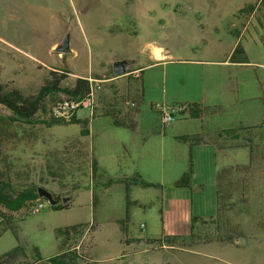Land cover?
I'll list each match as a JSON object with an SVG mask.
<instances>
[{"label": "rangeland", "instance_id": "1", "mask_svg": "<svg viewBox=\"0 0 264 264\" xmlns=\"http://www.w3.org/2000/svg\"><path fill=\"white\" fill-rule=\"evenodd\" d=\"M247 5L257 7L254 17L242 10ZM66 38L70 53L54 52ZM149 44L164 48L170 57H149ZM238 44L246 64L229 63ZM115 63L139 69V78L128 81L142 95V133L162 131L160 115L149 104L169 109L194 102L203 108L201 120L175 115L165 133L170 127L191 134L203 131L223 149L230 148L225 159H218L219 165L232 166L218 176V218L213 224L223 231L192 236L190 243L197 238L205 244L189 245L188 252L140 254L138 249L139 255L120 258L111 233L127 186L115 181L125 161L119 142L130 131L114 127L108 117L92 120L86 109L74 116L90 121L86 137L79 124L46 128L0 121V178L17 189L35 186L61 199L74 197L81 206L67 211L44 206L35 214L25 209V230L33 224L42 227L44 241L38 244L45 252L55 242V229L83 223L81 244L91 264H264V142L256 131L245 130L264 122V0H0V85L31 95L48 71L69 72L62 84L68 87L77 78L108 73L109 64ZM62 98L67 97H52L46 119ZM7 116L0 107V119ZM227 131L231 134H222ZM236 135L239 140L232 139ZM245 137L252 141L251 156L242 147ZM167 183L152 190L160 194ZM155 210L142 215L133 204V218L121 224L137 235H158L160 210Z\"/></svg>", "mask_w": 264, "mask_h": 264}, {"label": "crops", "instance_id": "2", "mask_svg": "<svg viewBox=\"0 0 264 264\" xmlns=\"http://www.w3.org/2000/svg\"><path fill=\"white\" fill-rule=\"evenodd\" d=\"M256 10L257 7L255 6L248 17H254ZM147 48L149 49L148 56L154 59L155 49H159L158 55L160 59L158 61H163L170 57V54L162 47L149 44ZM112 65L109 64L108 66V73L110 74L107 72L105 74H95L94 76L92 74L84 78L87 81H91V84L97 85L99 83V88L95 89L93 94L94 109L93 114L91 113V118L93 120L95 117H108L113 125L112 117L114 116L122 125H125L118 127L130 131V135H126L125 139L119 142L125 161L121 163L123 174L118 179V184H124L123 181L125 180L138 179L153 185L152 187H143L131 183L124 184L127 186V188L125 187L126 189H123L125 204L119 212L118 220L114 222L117 223V228L111 233L114 238L112 248L118 250L120 258L125 253L139 255L135 252L138 249H140L138 252L140 254H152L156 250L188 252L190 249L189 245L205 244L197 238L190 243L192 236L206 237L223 231L220 224H213L218 218V185L220 183L218 176L222 173V170H225L224 168L232 166L223 163L219 165L218 159L221 156L223 157L220 160L225 159L224 152L230 151V148L225 146L226 148L224 147L225 149H223L222 144L215 137H208L203 131L199 134H191L177 130V127H170L169 134H167L165 133L166 126H164L161 127L162 131L160 133L156 132L155 128L148 133H142L138 122L140 114L139 101L142 95H139L128 81L131 78H139V69H131L128 64H125L123 74L115 76L112 71ZM130 103H134L135 106L131 107ZM193 103L186 102L180 105ZM151 105L149 104V110ZM88 123V126H90V121ZM126 125H133V129ZM89 135L90 132L88 130L86 136ZM192 135H199L204 141L192 147L187 143L176 141L177 137ZM220 141L222 142V139ZM189 152L191 153L192 166L190 183L185 188L174 187V183L187 170ZM159 161L161 164L166 165L165 170L164 166L160 170ZM159 171L162 174L159 178L160 180H157ZM164 171L167 173L164 174ZM166 182H169L167 183L169 186L163 189L160 194L152 190L162 185L165 186ZM134 195H139L140 199H136ZM73 198L65 199L70 204L68 210L74 206L81 207L80 202L73 200ZM75 198L77 199L78 197L76 196ZM133 204L139 208V212L142 215H145L148 211H156L157 207L159 208L160 230L158 235H154L151 231L147 235H137L128 227L119 224L123 219L131 220L133 218L130 213V206ZM88 205L92 208L94 203L88 201ZM24 210L8 214L11 218V228L4 230L0 234V255L19 245L25 250L28 259L33 264H52L50 259L53 256L58 254L63 248L73 246L71 240H68L65 246L62 247L61 239L55 237V242L51 244L50 250L42 252L38 243L44 241L43 229L39 224H33L29 232L25 230L26 225L23 220L26 212ZM80 224L83 223L69 226ZM34 237L36 241H33ZM81 239L76 242L75 248L79 247ZM181 240L186 241L184 242V247L178 246ZM118 259L116 258V260ZM163 264L169 263L165 261Z\"/></svg>", "mask_w": 264, "mask_h": 264}, {"label": "trees", "instance_id": "3", "mask_svg": "<svg viewBox=\"0 0 264 264\" xmlns=\"http://www.w3.org/2000/svg\"><path fill=\"white\" fill-rule=\"evenodd\" d=\"M254 6L247 5L244 6L245 10L249 13L252 12ZM229 63L232 64H246L247 58L244 51L241 49L240 45H236L233 49L231 55L229 56ZM69 72L57 70L48 71L44 77L43 83L37 89V91L31 95H25L21 91L15 88H11L7 85H0V107L8 112V116L4 119H0L1 122L7 121L10 123H19L27 126L43 125L46 128H51L53 126H59L64 123L69 124H79L82 129L80 131L81 136H86V126L88 127V121L86 120H76L74 117L64 123L54 122L46 119L50 107V100L53 96L57 94H63L66 97L81 99L85 98L89 94L90 84L86 79L77 78L74 80L73 84L68 87H63V82L68 79ZM185 106L188 111V118L190 119H200L203 115V109L198 104H186ZM150 110L154 111L150 106ZM155 112V111H154ZM112 122L115 127L125 126L120 123V121L112 117ZM127 127L133 129V125H126ZM245 130L256 131L260 138L264 142V122L253 128H247ZM244 131V130H242ZM223 135H230L231 132L227 131L222 133ZM222 134H218V138L222 139ZM240 135H236L235 140H239ZM176 141L187 143L190 147L202 143L204 140L199 135L192 136H181L177 137ZM243 142V148L249 149V154L251 156V139L245 137ZM192 173L191 166V153L188 156V166L187 170L182 174V176L174 183V187L185 188L188 187L190 183V177ZM115 182H119L116 180ZM124 184L131 183L133 185L137 184L143 187H152L153 185L147 184L138 179H132L128 181H123ZM37 188L35 186H29L25 188L17 189L11 182L7 179L0 178V234L11 228V218L7 215L9 213L19 212L22 209H27L39 198L36 192ZM61 199L58 195L52 194V201L56 204L50 205V209L53 211H67L70 208L69 201ZM121 224V223H119ZM83 225H73L64 227L63 229H55L54 234L57 238L61 239V246H65L68 240L73 242V246H68L63 248L58 254L50 259L52 264H91L89 261L88 253L83 249V245L80 243L78 248H75L76 242L82 238L83 234L81 232ZM94 230V228L92 229ZM91 230V231H92ZM34 250V249H33ZM35 251V250H34ZM0 264H33L27 257L25 250L21 246H15L10 251L0 255Z\"/></svg>", "mask_w": 264, "mask_h": 264}, {"label": "built area", "instance_id": "4", "mask_svg": "<svg viewBox=\"0 0 264 264\" xmlns=\"http://www.w3.org/2000/svg\"><path fill=\"white\" fill-rule=\"evenodd\" d=\"M90 84L89 94L85 98L81 99H74V98H62L61 100L57 101L51 109L49 118L51 121L54 122H68L74 116L78 110L86 109L92 113L94 109V100L93 94L94 90L99 88L98 85L92 86L91 81H88ZM131 107H134V103H130ZM152 109L160 115V122L162 127L169 125L170 123L175 121V115L178 116H188V111L185 106H177L166 108L160 104L151 105ZM44 206H50L49 201L46 199H39L33 202L27 209L26 212L29 214H35L39 210H41ZM161 248V246H159Z\"/></svg>", "mask_w": 264, "mask_h": 264}, {"label": "water", "instance_id": "5", "mask_svg": "<svg viewBox=\"0 0 264 264\" xmlns=\"http://www.w3.org/2000/svg\"><path fill=\"white\" fill-rule=\"evenodd\" d=\"M158 51H159V49H155L154 57L156 60L160 59V56L158 55ZM54 52H56L59 55L70 53V50L68 48L67 38L60 45L55 47ZM124 65H125V63L114 64L112 66L113 74L115 76L122 75L124 72ZM36 192H37V195L39 196V198L46 199L47 201H49L50 205L56 204L55 202L52 201V194L49 193L48 191H46L45 189L37 188Z\"/></svg>", "mask_w": 264, "mask_h": 264}]
</instances>
